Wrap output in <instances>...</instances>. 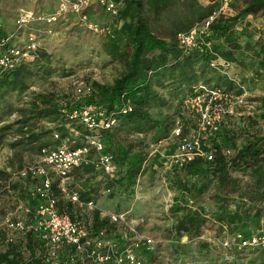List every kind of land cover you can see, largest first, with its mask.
I'll return each mask as SVG.
<instances>
[{"label":"rangeland","instance_id":"rangeland-1","mask_svg":"<svg viewBox=\"0 0 264 264\" xmlns=\"http://www.w3.org/2000/svg\"><path fill=\"white\" fill-rule=\"evenodd\" d=\"M57 1L0 0V31L3 35L11 36L12 43L19 44L26 32L38 30L40 57L44 54L49 59L48 63L40 59L29 67L31 73L32 70L34 72L27 79V88L21 93L5 89L0 91V125L23 115L22 110L29 108L28 102L34 94L53 93L58 106H64L74 101L73 87L76 83L81 82L85 88H90L91 82L109 85L122 70L118 63L109 62L100 51L102 37L87 31L70 15L57 19L48 28L49 35L40 33L43 29L40 23H30L24 30L16 28L15 20L19 10H28L35 15H48L55 10ZM196 1L201 5L210 3L209 0ZM210 4H214V12L220 7L218 0H212ZM242 4L243 0H231L218 14L231 19V35L241 47V50L233 53L227 75L240 83L247 94L246 105L236 108L239 114L229 117L224 128H233L241 134L262 135L264 105L260 99L264 97V78L261 77L264 74L261 73L258 80L253 79L254 65L251 63H254L255 59L247 47L264 48V16L239 15ZM183 7L185 8V0ZM86 13L90 20L98 25L109 24V27H112L115 22L114 19L102 15L95 7L89 8ZM45 69H50L49 75H44ZM168 93L169 88L160 90L159 94L165 102L147 110L156 122L153 128L145 132H133L114 127L112 139L106 142L111 155L113 148L128 146L131 151L139 150L142 153L141 171L130 186L114 183L113 177L106 176L91 165L71 169L64 180L65 186L75 191L80 200H91L92 210L98 211L100 217L105 218L107 212H115L137 221V230L149 235L153 241L150 253L139 252L143 264H229L230 261L244 263L250 259L264 257L263 251L238 247L236 241L231 240L234 232L248 235L263 231L264 217L260 219L257 228L249 223L234 229L214 220L215 204L204 201L199 205V214L202 217L200 225L188 230L177 229L178 222L184 223L187 210L194 209L197 203L190 197L181 195L172 183V176L177 168L172 164L174 138L170 135V122L178 116L181 122L191 129L195 126V120L184 113L179 115L175 110L177 102L171 100ZM34 123L37 128L54 127L45 119L35 120ZM62 128L61 133L52 130V141L57 139L58 144L63 141L70 147L79 141L82 128L76 119H68ZM12 129L0 139V171L5 173L0 174V251L5 247L4 219L8 218L11 222L19 218L26 220L19 208L22 207L21 203L26 196L22 182L15 178L8 181V178L26 163L35 161L39 151L31 147L10 148L8 144L17 137ZM53 133H56L57 137H54ZM58 133L63 134L62 137H58ZM244 138V135L237 136L234 146H238ZM246 177L247 175H242V180H246ZM53 182H56L55 179ZM26 184L29 185V182L26 181ZM58 201L60 204L65 202V199L60 197ZM262 204L264 205V201ZM172 205L178 207L174 213L171 211ZM90 211H82L76 204H72L75 219L89 222ZM107 225V235L117 246H121L122 228L108 223ZM13 235L16 242L22 239L18 233L14 232ZM32 237L35 238L36 233H32ZM225 240L227 245L222 244ZM22 252L25 258L27 253Z\"/></svg>","mask_w":264,"mask_h":264},{"label":"trees","instance_id":"trees-1","mask_svg":"<svg viewBox=\"0 0 264 264\" xmlns=\"http://www.w3.org/2000/svg\"><path fill=\"white\" fill-rule=\"evenodd\" d=\"M209 1L212 3V0ZM115 2H118L119 8L111 27V37L102 38L100 51L109 62L118 63L122 70L109 85L91 82L85 98L80 102L65 104L67 111L75 107V104H95L115 113L122 104L127 103L130 110L115 114L114 127L145 132L156 124L147 110L165 102L159 94L160 90L169 88L168 95L177 102L175 110L178 113L182 100L197 84L225 91L233 89V83L229 79L208 66L212 59L210 54L198 51L184 54L176 43L177 34L188 31L191 25L206 19L215 11L214 4L201 5L196 0H185L184 8L183 0ZM238 14L264 16V0H243ZM230 20L222 16L215 18L208 26V35L205 38L210 43L212 52L227 62H232L233 53L241 50L231 35ZM5 37L0 31V39ZM247 49L253 53L255 59L251 63L254 65L253 79L264 78V75L260 77L261 73L264 74V48L255 46ZM42 56L41 58L39 53L34 62L22 63L14 70L0 74V91H24L27 88V79L34 72L32 70L31 73L29 67L40 59L48 63L46 55ZM49 74L50 69H45L44 75ZM260 100L264 105V97ZM28 105L27 110H22L23 115L0 125V139L14 127L11 131L17 137L8 144L10 148L31 147L39 150L45 146L57 145L59 140L52 141V130L60 132L69 118L59 111L53 93L34 94ZM40 119L51 122L54 127L37 128L34 122ZM172 124L173 121L170 122ZM112 129L103 132L106 151L109 150L106 142L113 136ZM60 133L58 137H62L63 134ZM241 135L245 136L244 140L234 146V139ZM206 142L214 148L212 159L205 161L198 157L193 158L177 168L172 176L175 189L197 203L194 209L187 210L184 223L178 222L177 229L188 230L200 225L202 217L199 214V205L204 201L215 204L213 217L219 223L230 225L234 229L249 223L259 227V221L264 217V134H241L233 128L223 126ZM223 148L233 149L232 155L225 157L221 152ZM112 157L116 166L113 182L120 186H130L141 171L142 153L139 150L131 151L129 146L115 147L112 149ZM0 174L5 175L2 170ZM242 175H247L246 180H242ZM55 183L52 184L54 189ZM55 192L60 198L57 191ZM59 209L73 219L70 202L65 200L60 203ZM177 209L178 207L171 206L172 213ZM107 226V220L100 217L98 211L92 210L87 227L89 232L94 234L98 229ZM34 246L35 239L31 233H27L17 242L5 241L4 249L0 251V264H39L32 254ZM255 249L264 252V248ZM70 250L68 247V251ZM22 251H27L25 258ZM229 264H264V257L244 263L230 261Z\"/></svg>","mask_w":264,"mask_h":264},{"label":"built area","instance_id":"built-area-1","mask_svg":"<svg viewBox=\"0 0 264 264\" xmlns=\"http://www.w3.org/2000/svg\"><path fill=\"white\" fill-rule=\"evenodd\" d=\"M231 0H218L220 7L206 19L194 23L188 31L176 35V43L184 54L190 51L207 52L212 56L208 66L233 83V89L225 91L220 88H207L201 84L194 86L189 95L181 102L179 115L186 114L195 120L194 128H188L176 116L170 130L174 138L172 164L180 168L193 158L205 161L212 159L214 148L206 140L225 126L227 119L239 114L237 107L246 105L247 97L244 87L233 77L227 75L230 63L212 52L211 45L205 41L209 24L222 12ZM98 8L109 19H115L119 8L115 0H58L55 10L48 15H35L28 10H19L16 15V28L24 30L30 23H40L43 35H49V27L60 17L70 15L87 31L102 38L111 37L109 24L98 25L91 21L86 11ZM39 31L29 30L19 44L12 43L11 36L0 39V74L14 70L22 63H31L39 55ZM89 93L81 82L73 87L74 101L80 102ZM130 106L122 104L117 112L106 111L95 104H75L70 111L59 106V111L69 119H76L82 128L78 142L68 146L60 142L54 147L39 149L37 159L26 163L11 176L22 182L28 194L37 200L34 206L19 207L26 216L11 222L4 219L5 241H13V233L21 237L27 233H36L33 257L39 264H143L139 252L150 253L153 241L149 235L140 233L137 221L127 218L122 213L107 212L105 219L109 225L122 228L121 246H117L106 233L105 228L94 234L88 230V222L60 211L58 197L71 204H76L82 211H92L91 200H80L75 191L69 190L64 183L71 169L91 165L108 177H113L116 166L111 153L105 150L103 132L116 125V113H125ZM57 137L56 133H53ZM225 157L233 153L231 148L221 150ZM55 179V189L52 187ZM29 182V185L26 184ZM90 211V212H91ZM85 213V212H84ZM235 240L241 248H264V232L258 231L248 235L234 232ZM223 241V245H227ZM68 247L71 248L68 251ZM27 252V251H26Z\"/></svg>","mask_w":264,"mask_h":264},{"label":"crops","instance_id":"crops-1","mask_svg":"<svg viewBox=\"0 0 264 264\" xmlns=\"http://www.w3.org/2000/svg\"><path fill=\"white\" fill-rule=\"evenodd\" d=\"M9 180H10V178H8V181ZM10 181H12V180H10ZM23 189L25 190L26 196H25V199L22 201V203L21 202L20 203L22 204V206H29V207L34 206L37 203V200L34 197L30 196L25 188H23Z\"/></svg>","mask_w":264,"mask_h":264}]
</instances>
